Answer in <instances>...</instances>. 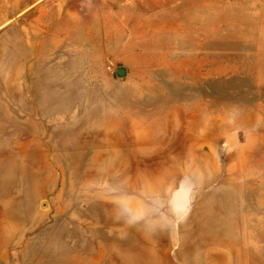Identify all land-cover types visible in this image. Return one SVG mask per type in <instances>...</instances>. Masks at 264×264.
I'll return each mask as SVG.
<instances>
[{
    "label": "rangeland",
    "instance_id": "rangeland-1",
    "mask_svg": "<svg viewBox=\"0 0 264 264\" xmlns=\"http://www.w3.org/2000/svg\"><path fill=\"white\" fill-rule=\"evenodd\" d=\"M0 264H264V0H0Z\"/></svg>",
    "mask_w": 264,
    "mask_h": 264
},
{
    "label": "water",
    "instance_id": "water-1",
    "mask_svg": "<svg viewBox=\"0 0 264 264\" xmlns=\"http://www.w3.org/2000/svg\"><path fill=\"white\" fill-rule=\"evenodd\" d=\"M124 73H125L124 68L119 67V68L117 69V74H118V75H123Z\"/></svg>",
    "mask_w": 264,
    "mask_h": 264
},
{
    "label": "bare ground",
    "instance_id": "bare-ground-1",
    "mask_svg": "<svg viewBox=\"0 0 264 264\" xmlns=\"http://www.w3.org/2000/svg\"><path fill=\"white\" fill-rule=\"evenodd\" d=\"M212 212V211H211Z\"/></svg>",
    "mask_w": 264,
    "mask_h": 264
}]
</instances>
